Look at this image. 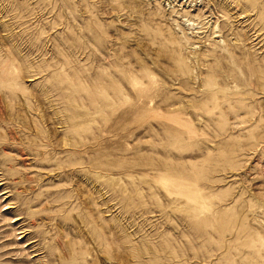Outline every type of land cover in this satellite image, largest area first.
I'll return each instance as SVG.
<instances>
[{
    "label": "rangeland",
    "instance_id": "obj_1",
    "mask_svg": "<svg viewBox=\"0 0 264 264\" xmlns=\"http://www.w3.org/2000/svg\"><path fill=\"white\" fill-rule=\"evenodd\" d=\"M0 264H264V0H0Z\"/></svg>",
    "mask_w": 264,
    "mask_h": 264
}]
</instances>
